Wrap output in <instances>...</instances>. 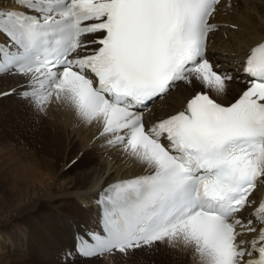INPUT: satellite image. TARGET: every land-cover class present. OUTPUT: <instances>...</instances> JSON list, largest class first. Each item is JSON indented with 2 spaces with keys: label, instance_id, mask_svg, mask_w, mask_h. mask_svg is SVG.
I'll use <instances>...</instances> for the list:
<instances>
[{
  "label": "bare ground",
  "instance_id": "1",
  "mask_svg": "<svg viewBox=\"0 0 264 264\" xmlns=\"http://www.w3.org/2000/svg\"><path fill=\"white\" fill-rule=\"evenodd\" d=\"M231 7L215 15V21L226 26L212 36L210 47V56L216 64H223L224 70H236L247 52L264 40V0H239ZM33 77L34 74L0 77V124L22 128L20 134L5 136L4 145L8 140L13 141L11 149L3 146L6 151L9 149L7 152L2 148L7 154L0 150V180L10 190L4 197L5 202L0 203V264L23 259L16 256L23 251V232L30 243V255L43 252L44 245L47 249L54 246L56 240L59 243L52 257L61 264L67 261L61 258L63 251L70 253L69 263L74 259L71 263H92L100 258L83 260L70 246L74 247L75 236L80 231L98 226L94 198L106 186L146 174L156 166L142 151L107 148L104 137L100 136L102 117L85 114L70 87L63 86L44 102L22 98L23 91L28 89L24 84ZM244 87L239 82L228 85L204 82L195 72L166 102L155 106L154 119L175 113L200 93L211 94L220 102L230 104ZM33 103L47 107L48 118L43 119V114H39L42 121L30 122L28 106L24 110L22 105ZM22 158L28 161L26 167L15 170V161ZM140 250L146 252L139 254L146 257L144 261L148 264H210L213 261L201 243L186 234L111 257L117 259Z\"/></svg>",
  "mask_w": 264,
  "mask_h": 264
},
{
  "label": "rangeland",
  "instance_id": "2",
  "mask_svg": "<svg viewBox=\"0 0 264 264\" xmlns=\"http://www.w3.org/2000/svg\"><path fill=\"white\" fill-rule=\"evenodd\" d=\"M25 106H28V111H27L28 120L30 119L29 121L32 122V123H38V122L42 121L41 118H39V116H38L39 114H43V117H44L43 119H46L49 116L47 107L45 109L43 106L41 107L40 104H37V103L27 104V105L25 104V105H22V109ZM24 110H25V108H24ZM4 124L8 125L7 128H6V126ZM4 124L3 123L0 124V150L1 151L5 147L10 148V149L12 148L11 144H12L13 141L9 142V140H8L6 142V144L4 145V143H5L4 139H5V136H7V134H8L9 137H13V136L17 135L15 133L20 134V132L22 131L21 127H15V126L13 127V125H12L13 128H11V125L6 124V123H4ZM16 129H18V130H16ZM14 130H16V131H14ZM12 133H13V135H12ZM1 143H3V144H1ZM3 146H5V147H3ZM7 148H5L3 151L7 152L9 150L8 149L6 151ZM3 151H2V153H3ZM21 152L23 154V151H21ZM6 154H4V155H6ZM22 154L20 156H22ZM4 159H6V156L4 157ZM4 159H2V160H4ZM27 163H28V161H24V159L22 158L21 161L20 160L19 161L17 160V162L15 161V163H14L15 166H13V167L15 168V170H17V169L19 170V169H21L23 167H26L25 164H27ZM29 164H33V163H29ZM3 184L4 183L0 180V203L1 202L2 203L5 202L4 201V197H6V195H8L10 193L9 192L10 190L6 189L7 187H9L8 184L7 185L6 184L3 185ZM27 234H28V232H27ZM25 237H26V233L23 232V242L22 243L19 242V244L21 243V247H22L23 251H19V252L16 253L17 254L16 256H20L19 259H22L21 256H23L24 260L23 259L22 260H18L17 259L18 261H16V260L12 261L11 260L10 263H8V264H61L56 259V257H52V255L56 253L57 246H58L59 242H56V240H55L54 246L49 247L47 249V246L44 245L45 249H44L43 252H40V253L35 252L34 255H30V253L28 252V246L30 247V243L28 242L27 237L26 238ZM37 238H38V236L36 234L35 235V239H37ZM15 243H18V238H17V241H15ZM13 248H15V247H13ZM70 248L72 249L73 247L70 246ZM46 250H47V252H45ZM142 252L146 253L144 250H140V251H135V252H133L131 254H127V255L123 254V255H121V257H119L117 259L116 258H112V257H114V256H112V257H109V258L97 259V261L96 260H95V262L92 261V263L91 262H88V263L80 262V263H76V264H148V263H145L146 261H144L146 259V257H144V256L139 254V253H142ZM135 253H138V254L133 256V254H135ZM61 258H63V260H67L64 264H74V263H71V262H75L76 261V259H74L73 261L71 260L70 263L68 262V259H71V255L67 251H63V255H61Z\"/></svg>",
  "mask_w": 264,
  "mask_h": 264
}]
</instances>
